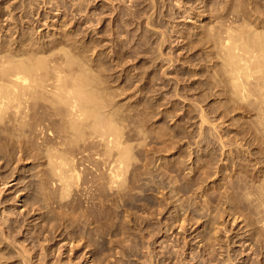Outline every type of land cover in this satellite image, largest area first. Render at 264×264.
<instances>
[{
  "label": "rangeland",
  "instance_id": "obj_1",
  "mask_svg": "<svg viewBox=\"0 0 264 264\" xmlns=\"http://www.w3.org/2000/svg\"><path fill=\"white\" fill-rule=\"evenodd\" d=\"M228 19L232 33L264 30V0H0V44L79 56L117 128L92 130L84 114L73 127L43 98L27 117L43 134L0 123V264H23L22 247L33 264H264V218L248 200L264 176V125L246 101L220 107L215 85L210 32Z\"/></svg>",
  "mask_w": 264,
  "mask_h": 264
},
{
  "label": "bare ground",
  "instance_id": "obj_2",
  "mask_svg": "<svg viewBox=\"0 0 264 264\" xmlns=\"http://www.w3.org/2000/svg\"><path fill=\"white\" fill-rule=\"evenodd\" d=\"M233 22L235 23L236 21L234 19H232L230 21H229V19L227 21L224 20L223 22H221L220 25L218 24L219 26L217 28L216 27H215V29L213 28V31L211 30V32H210V33L214 32V34L217 35L215 37L216 40L214 41V43L216 44L214 47L216 50H214V51H216V53L219 54L220 59H221V60H217V61H219L218 63L220 66L217 69V72L219 73V77H220L219 80L220 81L217 82L216 84L214 83L217 86V89L219 87V89H218L219 93L225 97L224 101L220 102V107L223 106L226 109L229 108V109H227V111L232 112V110L234 108L235 109L238 108L237 107V104H239L238 101H240V102L246 101L244 104H242V106H243L242 110H243V108L244 109H250V110L256 109L257 110L256 113H257V117L259 118V122H261L264 125V30H261V29L255 30L256 28L253 30L252 29L253 26L251 28L249 26L250 29L247 27L248 29L246 28L247 30H244L245 28H243V27L246 25L243 24L244 25L242 27L243 29L241 27H239V28H241V30L239 32H236V33L234 32L235 33L234 34V33H232V30L236 29V28H233L236 24L234 25ZM247 23H248V21H247ZM237 26H235V27H237ZM209 31H210V29H209ZM234 31H236V30H234ZM237 31H238V29H237ZM214 34H213V37H214ZM206 35H207V33H206ZM23 40H25V39H23ZM30 43H31V41H30ZM53 44L51 45L52 46L51 48L47 47L50 50V52L47 53L48 55H41V54H39L41 51L40 50L37 51L36 49H35L36 51H30V49H22V48L21 49L19 48L20 50H18V51L17 50L13 51V49L7 50L8 48L5 49L4 45L0 44V123H3L4 126L21 125L23 127L25 125L26 126L27 125H29V126L34 125V127L32 126L31 130L33 132L38 131L39 134H43L42 133V132H44L43 131L44 129L42 126L43 120H41V122L37 123V124L35 122L36 120L34 121L35 122L34 124H29V122H28L29 120L27 119V117L29 116L28 115L29 114L28 109L31 108L30 105H32L33 103L34 104L36 103L35 102L36 98H38V102H39L40 98H43V99L49 101V102L46 101L47 104L49 103L48 105H50L51 103L52 104L56 103L58 105L60 104L61 105L60 107H62L63 112L64 111H65V113L69 112L68 114L72 115L71 119H72V117L74 118L73 121L71 120V123H73L71 125L73 127L74 126L78 127L77 125L74 124V121L78 124L79 120L77 121L76 118L78 116L80 117L81 114H84L85 116L87 115L86 117H88V119H90V121L92 120L90 122V124H91L90 126L92 127V130L99 131L100 129L105 128L107 131H110V132L115 131L116 132L117 128L114 127V125L112 124V121L110 120V118H108L109 115L106 117L103 114H102V116H100L101 115L100 113H99L100 115L98 114V112L101 111L100 110L101 108L98 105L100 103L102 104L103 102H101L98 99L97 89L95 88V90L97 91L96 92L93 88H91L92 86H94V85H92V82H94V81H93V79H92V82L89 80V76L86 74L88 69L85 71V67L82 64L79 56H76L75 54L71 53L69 50H66L63 46L59 47L54 42H53ZM71 46H72V44H71ZM31 48H32V46H31ZM61 51H62V53H61ZM75 66H77V67L75 68ZM95 80H96V78H95ZM100 97H103L102 94H101V96H99V98ZM102 101H104V100L102 99ZM31 102H33V103L31 104ZM241 103L239 105L240 106L239 108H241ZM52 106H54V105H52ZM54 107H56V106H54ZM96 108L100 111H98ZM60 110H61V108H60ZM202 111H201V113H203ZM227 111L225 113H227ZM103 116H105L106 118L105 117L102 118ZM201 118L203 119V123H204L205 116L204 117L202 116ZM257 122H258V120H257ZM3 124H1V125H3ZM78 125H79L78 128L80 129L81 126H80V124H78ZM18 127H20V126H18ZM15 130H17V129H15ZM11 131H8V132H11ZM100 133L103 134L102 132H100ZM219 136H221V135H219ZM101 139H103V138H101ZM98 141H100V140H98ZM113 141L114 142H112V140H110L108 142L106 140V142H104V141L102 142V143H105L104 146H106L105 148L107 151H112L113 147L120 146L121 140L119 139L118 136L115 139H113ZM2 149H3V147H2ZM128 152H129L128 148H125V147L121 148L119 150V153H118L119 155L117 154L118 157L115 160L116 163L108 166V168H107L108 172L105 171L107 173V175H106L107 177H105V175L103 174V176H102V178H100V180L105 177L104 180L106 182V180L108 178V180H107L108 184L109 185L114 184V186H115V183L118 182L119 179H122L121 175H123V174L121 172V169L124 171V169L122 167V162H124V160L122 161V159H123V157H126L127 154H129ZM85 154H87V153H85ZM72 157H74V156H72ZM69 160H70V158H69ZM72 162H74L73 159H72ZM97 162L99 164L100 161H97ZM204 162H205V160H204ZM68 164H69V162H68ZM101 164H103V163H101ZM70 166H71V164H70ZM74 166L72 169H70V168L69 169L73 170L72 172L75 176L74 181L77 180V182L75 181L76 182L75 185H76V187H79L78 185H80V187H83L82 190H84L85 186L78 184V182L80 180L79 174H80L81 170L79 169L80 170L79 171L78 168L76 170L75 169L76 166H75V168H74ZM97 166H99V165H97ZM101 167H102V169H106L103 166H101ZM105 167H106V165H105ZM97 169H98V167H97ZM100 169L101 168L99 166V170ZM52 172H53V169H52ZM96 172L98 173L97 170H96ZM100 172L103 173V171H100ZM61 173H64V172H61ZM99 173L97 174V176H99ZM68 174H70V173H68ZM73 174L71 175V177H73ZM100 176H101V174H100ZM71 177H70V179H71ZM254 180H256V179H254ZM5 181L2 183H4V184L7 183ZM259 181H260L259 187H256L257 189L254 188L255 190H258V188H259V191H255V192H257L256 196L248 198V200L250 202H252L253 207H255L258 212H261V214L259 216L264 218V176L259 178ZM119 182L121 183V181H119ZM69 183L67 182V184H69ZM120 183H118V184H120ZM66 185H64V187ZM108 188H111V186ZM67 189H68V185H67ZM78 189H79V192L80 191L84 192V191L80 190L81 188H78ZM84 194H85V192H84ZM183 221H184V219H183ZM262 222H264L263 219H262ZM8 230L13 231L12 225L10 223L8 225ZM5 234H8V232L4 233L3 238L6 236ZM9 234H11V233H9ZM2 235H3V233H2ZM6 239H8V238H6ZM3 242L8 243V240H6V241L4 240ZM3 242L0 241V243H3ZM9 244H11V243H9ZM8 248H9V246H8ZM22 248H24V250H21V251L18 250V252L19 251L20 252H19V254L17 252V255H20L19 257H22L23 264H33L31 259H29V257H27L25 255V254L29 255V253H30L26 249L27 247L26 248L22 247ZM26 252H28V253H26ZM46 255H44V256H46ZM4 256H2V257H4ZM58 259H59V257H58ZM45 261H47V260H45ZM40 262L42 264V263H44V260H43V262H42V260ZM40 262H39V264H40Z\"/></svg>",
  "mask_w": 264,
  "mask_h": 264
}]
</instances>
